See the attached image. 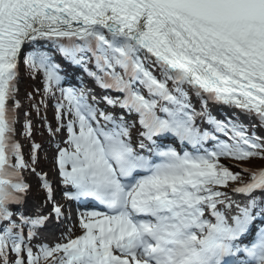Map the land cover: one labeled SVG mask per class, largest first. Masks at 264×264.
I'll use <instances>...</instances> for the list:
<instances>
[{"label":"snow or ice","instance_id":"snow-or-ice-1","mask_svg":"<svg viewBox=\"0 0 264 264\" xmlns=\"http://www.w3.org/2000/svg\"><path fill=\"white\" fill-rule=\"evenodd\" d=\"M56 54L115 93L102 100L121 114L62 87ZM21 63L42 76L45 96L60 94L56 127L45 126L64 199L103 209L85 208L80 234L69 228L53 244L40 233L63 206L34 167L41 146L32 144L29 163L15 139ZM209 101L264 128V0H0V264H264V168L221 163L264 159V137L211 116ZM26 172L45 193L31 212Z\"/></svg>","mask_w":264,"mask_h":264},{"label":"rangeland","instance_id":"rangeland-1","mask_svg":"<svg viewBox=\"0 0 264 264\" xmlns=\"http://www.w3.org/2000/svg\"><path fill=\"white\" fill-rule=\"evenodd\" d=\"M20 85L21 87L23 88V90L21 91H18V95H19V99L20 101H22V96L24 95V89L29 86V87H33L35 89H38L40 87V79H39V75L37 74L36 78L33 79L31 78L30 76L28 75H24V79L20 82ZM50 103V106L53 104L51 102ZM52 117L55 116V112H53V115H51ZM28 118H30L28 116ZM21 130V129H20ZM40 130V132L42 133V136L39 137V143H40V151H41V156H38L39 159H38V162L36 163V170L37 172H39V169L40 170H46V172L44 173H47V177L48 179L51 178V176L56 172L55 171V164H54V154H55V148L53 147L50 151L46 150V147H48L49 145H51V142H54L53 141V137L51 135H48L46 132H45V129H38ZM21 132V131H20ZM21 140H23V142H21V148H22V152L24 155L27 156V153H28V141L27 139L25 138V136L23 137H20ZM55 142L59 143V139H55ZM262 162H264L263 160H260ZM258 161V162H260ZM256 161H250V163H255V165L257 167H260V166H263L264 164L263 163H258ZM30 174V173H29ZM32 175V177H36L35 175L33 174H30ZM37 178V177H36ZM39 182L37 181H33L31 182L32 185L36 186ZM37 195H39V198H41V194L37 193ZM55 199H59V196H55ZM61 204V203H60Z\"/></svg>","mask_w":264,"mask_h":264},{"label":"bare ground","instance_id":"bare-ground-1","mask_svg":"<svg viewBox=\"0 0 264 264\" xmlns=\"http://www.w3.org/2000/svg\"><path fill=\"white\" fill-rule=\"evenodd\" d=\"M69 80H71V81H72V80H74V81H75V78H74V77H72V78H71V79H69ZM95 94H96V93H95ZM97 95H98V94H97ZM90 96H94L95 98H97V96H95V95H92L91 93H90ZM99 101H100V99H98V102H99ZM207 144H208V145H212L211 143H207ZM68 204H69V202H68V203H66V205H68ZM50 224H52V225H53V230H54V231H56V229H55V226H54V225H55V224H54V221H53V222L51 221V223H50Z\"/></svg>","mask_w":264,"mask_h":264},{"label":"trees","instance_id":"trees-1","mask_svg":"<svg viewBox=\"0 0 264 264\" xmlns=\"http://www.w3.org/2000/svg\"><path fill=\"white\" fill-rule=\"evenodd\" d=\"M231 170L234 172L238 171L236 168H231Z\"/></svg>","mask_w":264,"mask_h":264}]
</instances>
